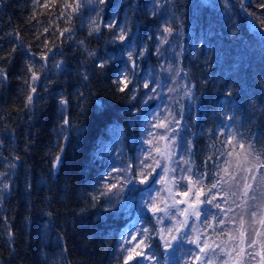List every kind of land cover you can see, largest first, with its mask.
<instances>
[{
	"label": "snow or ice",
	"instance_id": "snow-or-ice-1",
	"mask_svg": "<svg viewBox=\"0 0 264 264\" xmlns=\"http://www.w3.org/2000/svg\"><path fill=\"white\" fill-rule=\"evenodd\" d=\"M150 3V14L159 15L163 21L156 30L155 52L138 42L127 13L123 20L116 12L107 14L111 0H62L56 19L63 20L66 26L56 25L55 31L52 24L43 27L33 37L35 43H25L22 33L15 29L0 36V94L11 83L17 59L23 58L15 76L16 100L22 106L7 112L0 106V133L5 137L0 138V239L6 237L9 255L15 251L16 232L3 215L4 203L16 190L20 170L25 192L30 196L33 183L25 157L34 144L24 141V156L5 155L2 149L6 140L13 143L18 138V125L7 122L15 115L18 123L27 120L31 124L51 101L58 122L53 129L55 142L45 152L47 175L41 178L40 186L47 187L49 179L57 182L73 137L79 142L88 136L87 127L76 122L73 110H79L76 117L88 111L89 97L83 89L90 80L86 65L93 62L91 67L101 74L113 65L115 78L111 83L131 106L130 118L123 125L118 119L112 121L92 146L88 174L95 172V179L86 185L91 191L84 195L87 204L80 209L84 213L103 207L110 219L113 214L137 206L136 217L124 222L119 230L114 264H264V128L252 123L256 105H250V113L237 108L232 100L235 89L225 84L219 111L213 117L216 122L206 129H197L190 109L196 107L199 97L191 81L185 86L177 79L183 74L187 80L188 73L173 64L166 67L163 60L159 72L140 71L141 61L149 54L162 57L164 46L172 43L179 32L174 26L178 20L176 12L168 7L170 0ZM253 3L261 10L259 14L251 9ZM56 4L57 0H32L29 22L39 24L36 9L46 10ZM235 4L247 16L249 29L258 31L264 39V0H235ZM211 6L222 7L226 20L232 21L233 0H220ZM128 7L137 10L141 5L130 0ZM169 12L171 15H167ZM231 27L235 28V24ZM77 28H87V37L96 40L104 39L107 30L104 43L112 47L105 57L96 50L90 51L86 39H75ZM45 34L55 39L50 40ZM230 34L238 35L235 31ZM152 39L149 35L148 40ZM69 42L87 54L76 75L81 87L70 93L58 90L61 77L68 71L64 46ZM174 55L178 60L180 54ZM93 105L98 112L106 110L103 103L94 100ZM245 123L249 128L241 131ZM137 125L139 133L129 136L125 129ZM30 135V130L25 132V136ZM205 137L207 143L201 146L198 141ZM19 151L17 144L13 153ZM45 199L51 202L50 197ZM27 208L31 212L34 205L29 202ZM40 211L46 218L40 226L43 236L52 230L54 213ZM32 222L31 215L25 217L26 225L31 227ZM62 239L63 232L57 233L58 249ZM67 251L64 247L58 254L63 257Z\"/></svg>",
	"mask_w": 264,
	"mask_h": 264
},
{
	"label": "trees",
	"instance_id": "trees-1",
	"mask_svg": "<svg viewBox=\"0 0 264 264\" xmlns=\"http://www.w3.org/2000/svg\"><path fill=\"white\" fill-rule=\"evenodd\" d=\"M46 2V0H41ZM130 0H111L108 15L118 13L119 19L123 20L127 13L131 26L138 37V42L147 44L155 52L157 43L156 30L163 22L160 16L150 14V0H136L141 7L130 10ZM220 0H211V3L219 4ZM62 0H57L55 7L49 9H36L37 20L30 21L33 12L32 0H0V36L15 29L22 33L25 43L33 42V37L43 27L52 24L53 31L56 25L65 27L63 20H57ZM211 3L204 4L203 0H170L168 7L176 12L178 20L175 27L179 29L176 39L166 44L163 48V56L149 54L141 61V73L149 70L159 72V63L165 62V66L173 64L188 73L187 83L191 81L193 91L199 97L195 108L190 109L191 116L197 121V129L203 126L211 127L216 121L214 113L219 111L218 102L223 99L221 93L223 85H231L235 89L233 102L239 109L251 112L250 105L254 103L257 112L252 116V123L257 127L264 128V39L258 31L249 29L248 18L239 11L238 4H234L235 15L228 22L223 15L222 7H212ZM251 9L258 14L260 9L253 3ZM179 8L177 11L176 9ZM51 13V15H49ZM87 15V14H86ZM171 15V12L167 13ZM79 22H77L78 24ZM235 24V28L231 24ZM237 32L233 37L230 33ZM182 33V37H181ZM48 38L55 39L51 34H45ZM152 35L153 39L148 40ZM105 37L96 40L87 37V28H77L75 39H86L89 50H96L101 57L110 49L111 45H105ZM8 46L5 43V51ZM174 54H180L177 60ZM87 54L71 42L64 46V59L67 72L61 77L59 89L72 92L81 87L77 82V72L82 70V62ZM23 58H18L12 72V80L8 89L0 94V106L7 110L13 107H21L16 100L17 82L15 76L19 74ZM89 62L86 70L90 74L88 87L84 88L85 95L89 97L88 111L83 116L76 117L79 110L74 107L73 115L77 123H83L88 129L87 139L77 142L73 137V143L69 145L65 155V163L60 173V179L52 183L49 179L47 187H41V178L47 175V163L45 152L55 142L53 129L58 122L55 107L51 101L41 110L35 120L29 124L27 120L18 123L15 115L7 123L16 126L17 139L13 143L7 140L3 145L5 155L19 154L24 156V141L30 140L34 146L30 155L26 156V168L30 169V178L33 188L29 196L25 192L23 170H20V178L16 181V190L4 203L3 215L9 218V223L16 232V242L13 245L15 251L9 255L10 249L5 244V239H0V264H53L54 261L67 260L70 264H114V248L118 233L124 222L130 221L137 214L135 205L126 212L113 214L109 219L103 207L89 209L81 213L87 201L84 195L91 191L88 185L95 179V172L88 174V158L96 139L104 133L106 126L112 121L119 120L124 124L131 116V107L123 94L115 91L111 81L114 79V68L110 64L103 74L99 69H93ZM183 75V74H182ZM103 103L105 111H96L93 101ZM139 105H137L138 107ZM249 128L247 123L241 131ZM31 132L25 136V132ZM255 130V129H253ZM125 131L131 136L139 133L137 125L126 128ZM0 138H5L0 133ZM198 143L203 146L207 139L201 138ZM19 145V153H13L16 145ZM131 152V148L129 149ZM55 149H53V153ZM200 161L197 160V163ZM96 171H100L97 169ZM88 177V179H85ZM67 181V191H64ZM49 188L51 191H49ZM50 197L49 203L45 198ZM34 205L29 212L28 203ZM41 209L51 210L54 213L51 232L41 236L40 231L44 222ZM32 216V225L25 224V217ZM103 217V220L99 218ZM63 232L61 248L56 247V235ZM115 237V239H114ZM49 238L50 241H49ZM66 247L68 251L61 257L58 253Z\"/></svg>",
	"mask_w": 264,
	"mask_h": 264
},
{
	"label": "rangeland",
	"instance_id": "rangeland-1",
	"mask_svg": "<svg viewBox=\"0 0 264 264\" xmlns=\"http://www.w3.org/2000/svg\"><path fill=\"white\" fill-rule=\"evenodd\" d=\"M171 74H172V73H168L167 75H171ZM182 76H183V75L181 74V77H178L177 79H178L179 83H181V84L187 86L188 83L185 81V79L182 78ZM136 208H137V206H136ZM137 211H138V210H137ZM136 215H137V214H135L134 218L136 217ZM134 218H133V219H134Z\"/></svg>",
	"mask_w": 264,
	"mask_h": 264
}]
</instances>
